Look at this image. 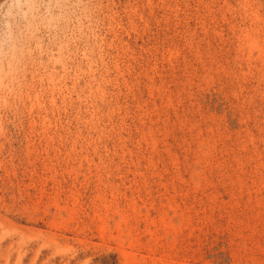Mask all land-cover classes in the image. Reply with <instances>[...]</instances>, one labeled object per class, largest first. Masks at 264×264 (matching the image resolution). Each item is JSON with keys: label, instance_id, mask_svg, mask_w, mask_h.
<instances>
[{"label": "rangeland", "instance_id": "obj_1", "mask_svg": "<svg viewBox=\"0 0 264 264\" xmlns=\"http://www.w3.org/2000/svg\"><path fill=\"white\" fill-rule=\"evenodd\" d=\"M0 75V264H264V0H0Z\"/></svg>", "mask_w": 264, "mask_h": 264}, {"label": "bare ground", "instance_id": "obj_2", "mask_svg": "<svg viewBox=\"0 0 264 264\" xmlns=\"http://www.w3.org/2000/svg\"><path fill=\"white\" fill-rule=\"evenodd\" d=\"M21 59V58H20ZM8 63H10V62H8ZM5 65V64H4ZM7 66V65H6ZM3 73V72H2ZM12 75V74H11ZM0 77H1V75H0ZM5 80V79H4ZM5 83V82H4ZM9 87V86H8ZM2 91V90H1ZM1 219V218H0ZM0 225H2V223L0 222ZM5 227H3L5 230H7L6 228H7V226L6 225H4ZM15 226V225H14ZM13 227V226H12ZM18 227V226H17ZM20 228V227H19ZM3 233V232H2ZM1 233V234H2ZM18 233V232H17ZM36 233V232H35ZM19 234H21V232L19 233ZM37 234V233H36ZM1 258V257H0ZM4 259V258H3ZM7 261V260H6ZM4 263V262H3Z\"/></svg>", "mask_w": 264, "mask_h": 264}]
</instances>
